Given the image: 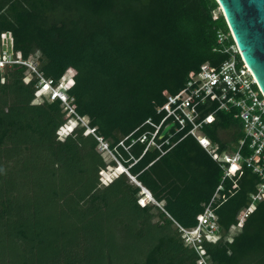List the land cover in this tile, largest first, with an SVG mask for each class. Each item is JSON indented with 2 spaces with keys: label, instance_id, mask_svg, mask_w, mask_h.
Masks as SVG:
<instances>
[{
  "label": "trees",
  "instance_id": "16d2710c",
  "mask_svg": "<svg viewBox=\"0 0 264 264\" xmlns=\"http://www.w3.org/2000/svg\"><path fill=\"white\" fill-rule=\"evenodd\" d=\"M220 31L229 28L216 0H0V49L9 44L23 61L38 56L39 73L54 86L70 74L79 121L58 139L67 123L62 102L34 104L40 79L27 81L26 66L0 75V264H264V202L226 237L261 182L251 168L223 180L187 130L172 131L164 154L137 141L150 139L155 128L146 122L160 124L157 109L201 65L229 60ZM217 107L203 106L204 116L214 114L203 132L220 153L234 150L243 125ZM88 128L160 206L145 193L151 202L141 204L142 189L115 161L111 171L120 175L102 184L107 163ZM124 139L129 151L118 146ZM220 186L212 210L224 237L192 247L180 230L198 225Z\"/></svg>",
  "mask_w": 264,
  "mask_h": 264
},
{
  "label": "built area",
  "instance_id": "2783aa9c",
  "mask_svg": "<svg viewBox=\"0 0 264 264\" xmlns=\"http://www.w3.org/2000/svg\"><path fill=\"white\" fill-rule=\"evenodd\" d=\"M230 39L233 40V44L228 43ZM218 43L222 46L223 52L230 56L229 60L220 67L212 66L210 63L201 65L199 71L191 74L185 87L175 95H167V102L157 109V113L163 115L160 124L156 125L151 120L146 122V124L155 128L150 139L149 135L145 134L137 141L140 143L148 141L145 151L156 148L164 154L162 148L170 144V140L174 136L172 131L175 130V134H177L187 130L185 137L193 136L211 157L220 164L224 170L223 180L233 177L243 164L251 168L260 177L261 182L257 187V192L251 195L249 207L240 213L237 225L233 226L226 235L231 241V235L234 231H238L243 227L246 218L256 204L264 202V95L252 71L241 57L230 28L228 33L223 31L218 33ZM14 65L26 66L28 68L27 72L31 74L32 78L35 75L40 79L39 89L36 92L37 98L44 101L47 99L50 102L60 98L64 109L70 111V116L75 114L74 107L66 102V96L59 92V89L67 88L68 83H73L71 79L65 83L64 77L54 86L51 80H46L39 73L35 63L15 58L8 51H0V75ZM49 89L53 90L51 98L43 97L41 92ZM39 93L40 95H38ZM208 103H217V111L230 113L235 119L241 121L244 137L235 145L234 150L229 149L220 153L219 146L204 134V125L211 124L214 121L213 113L206 116L203 114L202 108ZM171 123H174L175 126L166 135L169 138L162 143H158L157 139H165H161L160 134ZM89 132L98 140L101 154L113 157L112 159L121 167L122 162L119 156L111 150L109 144L103 138L96 136L94 129H89ZM125 141L126 139L121 141L118 146L129 151L130 147L125 145ZM246 147H249L251 151L248 155L244 154ZM125 171L127 175H130L129 168ZM220 190H222V186L218 188L195 228L189 230L181 228L182 237L188 245L197 247L204 238L211 242L223 239L224 234L218 223V217L212 210V204L215 199L219 198ZM203 260L200 261V264H204Z\"/></svg>",
  "mask_w": 264,
  "mask_h": 264
},
{
  "label": "water",
  "instance_id": "95a60500",
  "mask_svg": "<svg viewBox=\"0 0 264 264\" xmlns=\"http://www.w3.org/2000/svg\"><path fill=\"white\" fill-rule=\"evenodd\" d=\"M216 1L232 31L241 57L252 71L264 95V0ZM174 126V123L168 125L160 134V138H165ZM129 176L143 193L150 194L136 178Z\"/></svg>",
  "mask_w": 264,
  "mask_h": 264
},
{
  "label": "rangeland",
  "instance_id": "374dc122",
  "mask_svg": "<svg viewBox=\"0 0 264 264\" xmlns=\"http://www.w3.org/2000/svg\"><path fill=\"white\" fill-rule=\"evenodd\" d=\"M6 47H7V50H8L9 44H6ZM7 50H3V51H7ZM0 51H2V49H0ZM37 58H38V56L32 57L30 61L33 62V63H35V65H37ZM5 71L3 73H5ZM69 75H66L65 76V79H69L70 78ZM30 79H32V76H31V74H29L27 72V79L26 80L29 81ZM44 92H47V91H43V92H41V94L44 93ZM38 95H40V93ZM46 96H47V98H51V94L46 95ZM43 97H45V96H43ZM43 101H44L43 99L36 97V100L33 103L34 104H42ZM70 117H72V116H70V111L68 110V112L66 113V116H65V119H66V122L67 123L62 128H60L59 131H58V133H57V134H59L58 135V139H60V140H64L69 135V133L71 132V131H68V130L64 129V127H66L68 125V123H70L72 121H75V122L77 121V120H73V117L70 119ZM88 122H89V119L88 118H83L81 120V122H80V125H87ZM77 125H79V121H77ZM222 137L228 139L230 137V134L223 132L222 133ZM102 155H103V157H104L107 165H106L105 169L102 170V171H100V173H99V175H100V181L102 179V181H101L102 184L103 183L107 184L109 181H111L115 177H117V176H114V174H115L116 171H114V170H113L114 172L111 171L113 168H115V167L112 166V163L111 162L112 161H115V160L112 159L113 157H110V156L108 157V155H106V154H102ZM117 164L118 163H116V167L118 169L124 171V173H126L125 169L123 167L118 166ZM126 176L128 177L129 175H126ZM128 178L130 179V176ZM130 181L133 183V181L131 179H130ZM141 202H143V203H141ZM149 202H151L150 199H147L146 196H144V195L141 196V201H140L141 204H146V203H149ZM152 203H155V202H152ZM234 232H236V231H234ZM202 262H204V264H210L208 261H206V259H204Z\"/></svg>",
  "mask_w": 264,
  "mask_h": 264
},
{
  "label": "clouds",
  "instance_id": "9594fccd",
  "mask_svg": "<svg viewBox=\"0 0 264 264\" xmlns=\"http://www.w3.org/2000/svg\"><path fill=\"white\" fill-rule=\"evenodd\" d=\"M72 80L73 81V83L71 82V83H68V87L67 88H61V89H59V92H62V94L63 95H65L66 96V102H68L69 103V95H68V91L70 90V88L71 87H73L74 86V80H73V78L72 77H70L69 79H65L64 81H65V83L68 81V80ZM53 93V90H48L47 92H44V93H42V95L43 96H45V97H47L46 95H49V94H52ZM59 100H60V98H59ZM61 101V100H60ZM74 120V119H73ZM81 121V120H80ZM77 122V121H76ZM86 126V125H85ZM77 126H75L74 128H76ZM73 128V129H74ZM59 135V134H58ZM118 165V164H117ZM121 167H123L124 169H127L123 164H122V166ZM124 173V172H123ZM119 176V175H118ZM117 176V177H118ZM117 177H115V178H117ZM114 178V179H115ZM113 179V180H114ZM113 180H111V181H109L107 184H109L110 182H112ZM107 184H105L104 183V185H107ZM143 195H144V193H142ZM151 201V200H150Z\"/></svg>",
  "mask_w": 264,
  "mask_h": 264
},
{
  "label": "bare ground",
  "instance_id": "6f19581e",
  "mask_svg": "<svg viewBox=\"0 0 264 264\" xmlns=\"http://www.w3.org/2000/svg\"><path fill=\"white\" fill-rule=\"evenodd\" d=\"M71 77V76H70ZM77 123V122H76ZM143 187V186H142ZM145 191V190H144ZM146 192V191H145ZM152 201H154V199H153V197H152V195H151V193L149 194V193H145ZM155 202V201H154Z\"/></svg>",
  "mask_w": 264,
  "mask_h": 264
},
{
  "label": "snow or ice",
  "instance_id": "6c2138e0",
  "mask_svg": "<svg viewBox=\"0 0 264 264\" xmlns=\"http://www.w3.org/2000/svg\"><path fill=\"white\" fill-rule=\"evenodd\" d=\"M141 203H143V202H141Z\"/></svg>",
  "mask_w": 264,
  "mask_h": 264
},
{
  "label": "crops",
  "instance_id": "0c3cea01",
  "mask_svg": "<svg viewBox=\"0 0 264 264\" xmlns=\"http://www.w3.org/2000/svg\"><path fill=\"white\" fill-rule=\"evenodd\" d=\"M70 76V75H69Z\"/></svg>",
  "mask_w": 264,
  "mask_h": 264
}]
</instances>
